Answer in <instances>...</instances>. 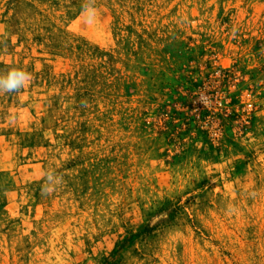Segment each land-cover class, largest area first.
I'll use <instances>...</instances> for the list:
<instances>
[{
	"label": "rangeland",
	"instance_id": "374dc122",
	"mask_svg": "<svg viewBox=\"0 0 264 264\" xmlns=\"http://www.w3.org/2000/svg\"><path fill=\"white\" fill-rule=\"evenodd\" d=\"M0 264H264V0H0Z\"/></svg>",
	"mask_w": 264,
	"mask_h": 264
},
{
	"label": "clouds",
	"instance_id": "9594fccd",
	"mask_svg": "<svg viewBox=\"0 0 264 264\" xmlns=\"http://www.w3.org/2000/svg\"><path fill=\"white\" fill-rule=\"evenodd\" d=\"M29 79V74L20 69L14 68L6 73H0V93L19 91Z\"/></svg>",
	"mask_w": 264,
	"mask_h": 264
},
{
	"label": "trees",
	"instance_id": "16d2710c",
	"mask_svg": "<svg viewBox=\"0 0 264 264\" xmlns=\"http://www.w3.org/2000/svg\"><path fill=\"white\" fill-rule=\"evenodd\" d=\"M116 253H117V251L110 254L108 257H106L104 259V261L101 264H117L119 262V260L117 258L118 254H116Z\"/></svg>",
	"mask_w": 264,
	"mask_h": 264
}]
</instances>
